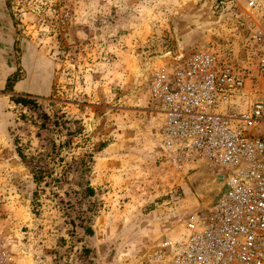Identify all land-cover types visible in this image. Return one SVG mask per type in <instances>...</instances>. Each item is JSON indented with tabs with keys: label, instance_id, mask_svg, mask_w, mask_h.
I'll return each instance as SVG.
<instances>
[{
	"label": "rangeland",
	"instance_id": "374dc122",
	"mask_svg": "<svg viewBox=\"0 0 264 264\" xmlns=\"http://www.w3.org/2000/svg\"><path fill=\"white\" fill-rule=\"evenodd\" d=\"M246 2L0 0V264H148L158 240L174 232L177 213L209 201H198L189 182L200 169L214 179L208 168L165 160L148 86L168 59L203 50L253 73L259 46L247 30ZM16 69L22 79L14 93L68 120L64 161L87 163L82 178L72 173L55 188L78 210L68 209L72 221L49 186L33 198L36 185L17 148L32 156L38 138L20 118L26 109L4 90ZM256 96L251 90L242 106ZM78 182L94 195L63 193L79 190ZM84 247L89 254L80 258Z\"/></svg>",
	"mask_w": 264,
	"mask_h": 264
},
{
	"label": "built area",
	"instance_id": "2783aa9c",
	"mask_svg": "<svg viewBox=\"0 0 264 264\" xmlns=\"http://www.w3.org/2000/svg\"><path fill=\"white\" fill-rule=\"evenodd\" d=\"M244 11L259 46L253 73L209 50L172 57L151 73L165 160L175 168L199 160L219 186L211 200L177 213L148 264H264V0H247ZM251 90L257 96L245 108Z\"/></svg>",
	"mask_w": 264,
	"mask_h": 264
},
{
	"label": "trees",
	"instance_id": "16d2710c",
	"mask_svg": "<svg viewBox=\"0 0 264 264\" xmlns=\"http://www.w3.org/2000/svg\"><path fill=\"white\" fill-rule=\"evenodd\" d=\"M22 79L20 69H16L10 75L7 76L4 90L11 93L10 100L15 104L24 107L26 112L20 114V118L23 119L25 125H27L28 131L35 133L38 138V146L36 153L32 156L27 157L24 155L19 147L18 155L30 167V173L32 174L33 181L36 185L34 190L35 198L39 192L43 191L44 187H50L52 195L56 198L57 202L65 206L63 208V215L65 219L69 217L72 221L71 211L76 210L74 205L70 203L69 199L65 200L55 188H61V184L69 179V175L72 173H78L83 177L88 169L85 159L80 160L71 159L65 160L62 156L63 150L69 144L70 136L73 134L72 130L66 125L68 122L63 115L49 114L43 107L42 103L37 100V97H31L24 93H14L13 86L16 82ZM32 127V128H31ZM66 130L65 139L61 138V133ZM78 189H68L64 191L65 195L69 193L78 194L83 197H91L94 195V188L89 185L88 182H78ZM69 201V202H68ZM93 208V202H90L86 211ZM77 219L84 221L85 216L81 214L76 216ZM84 228V233L88 236L93 234V230L90 226L84 224L80 225ZM89 249L84 247L79 253V257L89 254Z\"/></svg>",
	"mask_w": 264,
	"mask_h": 264
},
{
	"label": "water",
	"instance_id": "95a60500",
	"mask_svg": "<svg viewBox=\"0 0 264 264\" xmlns=\"http://www.w3.org/2000/svg\"><path fill=\"white\" fill-rule=\"evenodd\" d=\"M206 171L198 170L189 177L190 185L200 200H211L218 189V182L214 179L205 178Z\"/></svg>",
	"mask_w": 264,
	"mask_h": 264
}]
</instances>
